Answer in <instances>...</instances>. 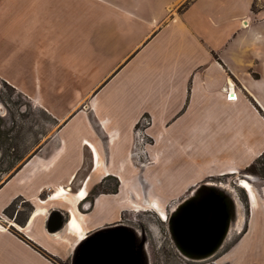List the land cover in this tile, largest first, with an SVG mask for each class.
<instances>
[{
    "label": "crops",
    "instance_id": "1",
    "mask_svg": "<svg viewBox=\"0 0 264 264\" xmlns=\"http://www.w3.org/2000/svg\"><path fill=\"white\" fill-rule=\"evenodd\" d=\"M0 80L51 120L37 152L0 186V264H56L35 246L70 264L78 236L46 223L52 211L80 212L77 193L89 195L106 178L170 169L180 196L260 160L264 0H0ZM141 146L148 166L133 155ZM189 165L198 180L186 174ZM249 182L256 209L247 195V230L224 256L251 228L248 242L257 240L264 264V185ZM60 189L74 208L47 199ZM103 195L80 212L88 234L111 210L96 211ZM13 205L17 213L27 207L21 224L5 221Z\"/></svg>",
    "mask_w": 264,
    "mask_h": 264
},
{
    "label": "rangeland",
    "instance_id": "2",
    "mask_svg": "<svg viewBox=\"0 0 264 264\" xmlns=\"http://www.w3.org/2000/svg\"><path fill=\"white\" fill-rule=\"evenodd\" d=\"M50 124L51 120L45 112L41 109L33 108L22 95L16 93L8 84L0 80V183L18 165L37 152L36 145L49 134ZM137 134L141 144L145 143L143 132H137ZM132 151L133 155L141 159L142 165L148 166V157L143 154L142 146L134 147ZM88 166L84 165L86 168ZM195 166L189 165L186 167L187 171H185L186 174L194 177L192 178L195 179L193 181L198 180V176L201 177L202 175L200 171L195 169ZM151 169L153 170V167ZM256 170L257 174H251L243 170L239 175L207 177L202 182L203 184L210 185L211 188L225 196L231 204L230 209L232 208L230 232L224 239L222 245L219 246L220 248H216V255L210 258V260L218 257L224 251L226 252L246 232L248 204L245 193L237 186V178L247 179L253 182L256 187L260 188L264 185V159L256 164ZM148 172L145 175H143V172H139L135 178L127 180L123 179L119 181L113 177L101 180L90 190L88 199L83 203L80 202L81 204L79 203L78 208L80 212L87 213L92 209L96 196L108 195L107 198L109 200L107 202L109 205H106L107 203L103 197L102 199L101 197H97L95 201V204H97L95 208L98 213L103 212L108 206L111 207V210L109 212L107 210L103 218H99V226L102 224L107 226L121 222L128 226H134L141 236H144L145 231L147 239L144 249L145 264H193L185 259L177 249L178 247L175 245L169 233L167 222H163L155 212L143 206L141 203L147 205L149 198L157 199L159 204L165 206L163 209L171 217L185 201L190 199V196L202 184L199 183L190 192H185L179 196L181 191L177 195L175 194L178 192H168L169 189L173 188L171 180L166 178L171 174L170 169H163L164 173L158 174L157 178ZM119 182H121V185H119ZM124 186L127 188H124ZM149 190L156 191V194L154 193L149 197ZM133 191L139 192L142 195V202L139 204L144 209L139 210L137 207H134V209L126 208L127 203L124 204V200L131 196L136 197V192L134 193ZM70 196L71 194L69 192L68 198H62V201H65L66 204L68 203L69 208H74L72 203L68 202ZM74 202L76 203L75 196ZM21 208L22 210L17 213L15 211L18 209L17 206L13 205L10 207L7 211L5 221H8V219L12 220L13 217H17L14 222L16 220L17 222L23 221L27 214V207L22 206ZM76 214L78 215L79 213L76 212ZM100 215L102 217L103 214ZM66 216L64 215L63 218L66 219ZM238 216H242L244 219L240 228L237 225L239 221ZM0 221L3 222L4 220L0 219ZM254 231L256 234L257 229L254 228ZM250 233L251 228L245 239H242L228 254L220 260H217L214 264H227V262L229 264H260L257 257L258 251L256 250L258 242L257 240L253 241V243L248 242ZM144 240L145 238L142 241Z\"/></svg>",
    "mask_w": 264,
    "mask_h": 264
},
{
    "label": "water",
    "instance_id": "3",
    "mask_svg": "<svg viewBox=\"0 0 264 264\" xmlns=\"http://www.w3.org/2000/svg\"><path fill=\"white\" fill-rule=\"evenodd\" d=\"M205 187V186H203ZM59 211H52L46 227L64 228ZM174 239L190 257H203L216 250L227 224V207L218 191H208L197 200L186 201L170 217ZM74 251L70 264H145L144 251L134 231L118 223L101 227L87 235Z\"/></svg>",
    "mask_w": 264,
    "mask_h": 264
},
{
    "label": "bare ground",
    "instance_id": "4",
    "mask_svg": "<svg viewBox=\"0 0 264 264\" xmlns=\"http://www.w3.org/2000/svg\"><path fill=\"white\" fill-rule=\"evenodd\" d=\"M201 184L202 185H200L195 190L194 198L192 199V201L197 200L202 194L208 193V191H214V189L211 188L210 185H207V186L203 187V183H201ZM241 185H243V187H245L248 190V193L250 194L249 197L251 199V202L253 204H256L257 203V197H256L255 192H254L253 188L251 187L250 183H248L246 180H243V181H241ZM124 188H127V187L124 186ZM171 191H172V189H169L168 190V192H171ZM133 192L135 193L136 191H133ZM166 193H167V191H166ZM218 193H220V192H218ZM220 195L224 198V201H225V204H226V207H227V224H226V229H225L224 235L222 237V240L219 242L218 247L223 243L224 239L226 238V236H228V234L230 232V228H231V217H232V210H231L232 208L230 209V207H231L230 202L221 193H220ZM68 196H69L68 189L67 190L60 189L59 191L54 192L53 194H51L48 197V200L57 199V198H68ZM87 196H88L87 191H84V190L81 191V192H79V193H77L75 195V201H76V203L83 202L87 198ZM135 196L136 197L131 196L130 198L126 197V198H128V199H125L124 200V204L127 203V206L126 207L127 208H133V209H134V207H137V209H139V210L140 209H144V208L140 207V204H139L140 202H142L141 201L142 195L139 192H136L135 193ZM190 200H188V201H190ZM103 203L105 204V202H103ZM141 204L143 206L147 207L148 209L152 210L153 212L156 211L159 214V216H158V217H160L159 219H163L162 221H164V222L167 221L168 223L170 222L169 215L168 214L166 215L165 209H163L162 205L159 204L157 202V200H154L153 198H149L147 205H145L143 203H141ZM96 205L97 204H95V206ZM179 208L175 211V213L173 214V216L178 213ZM78 213L79 214L77 215L75 212H73V211L70 210L69 211L68 222H67V224L65 226V231H66L67 234L77 235L78 236V242H77L78 244H77V247L80 245V243H82V241H84L88 237L87 236L88 233L86 232V229L83 226V222H85V216L83 214H81L80 212H78ZM37 214L38 213L35 212L32 216H35ZM241 222H243V218H242ZM99 224H100V222H99ZM11 225L15 226L16 228H19V226H16L15 224H11ZM178 249H179V247H178ZM179 251H180L181 255L183 257H185V259H190V256L187 253L183 252L180 249H179Z\"/></svg>",
    "mask_w": 264,
    "mask_h": 264
},
{
    "label": "flooded vegetation",
    "instance_id": "5",
    "mask_svg": "<svg viewBox=\"0 0 264 264\" xmlns=\"http://www.w3.org/2000/svg\"><path fill=\"white\" fill-rule=\"evenodd\" d=\"M243 180H246V179H244V178H240L239 179V181H240V184H239V187H240V189L241 190H243V192L245 193V195H246V197H247V195H248V198H249V202L251 203V209H256V205H257V203L256 204H253L252 202H251V199H250V197H249V193H248V190L245 188V187H243V185H241V181H243ZM247 181V180H246ZM248 183H250L249 181H247ZM250 185H251V187L253 188V186H252V184L250 183ZM203 186H207L206 184H203ZM253 190H254V188H253ZM254 192H255V190H254ZM194 194H195V192L190 196V199L192 200L193 198H194ZM255 195H256V192H255ZM89 196V195H88ZM105 195H103V196H100L101 197V199H102V197H104ZM106 196H108V195H106ZM110 196V195H109ZM99 197V198H100ZM256 197H257V195H256ZM88 198V197H87ZM86 198V199H87ZM98 198V199H99ZM86 199L84 200V201H86ZM189 199V200H190ZM83 201V202H84ZM257 201H258V199H257ZM82 202V203H83ZM127 208V207H126ZM127 209H131V208H127ZM155 213L157 214V216H159V214L155 211ZM166 213L168 214V212L166 211ZM82 214V213H81ZM160 218V217H159ZM169 218H170V216H169ZM242 216H238V219H239V221H238V228H240V226L242 225V222H241V220H242ZM162 220V219H161ZM162 222V221H161ZM164 222V221H163ZM167 222V221H166ZM118 224L119 225H122V226H125V227H128L129 229H131V230H133L134 231V234H135V236H136V239H137V241H138V243L142 246V249H143V251H144V249H145V244H146V242H147V239H146V233H145V231H144V236H141L139 233H138V231L134 228V226H128L127 224H124V223H121V222H118ZM167 227H168V230H169V233H170V235L172 236V238H173V241H174V243H175V245L177 246V244H176V241H175V239H174V236H173V233H172V229H171V224H170V222L168 223L167 222ZM145 238V240L144 241H142L143 239ZM222 245V244H221ZM220 245V246H221ZM178 247V246H177ZM218 248H220V247H218ZM178 249V248H177ZM179 250V249H178ZM180 252V251H179ZM226 252L224 251L223 253H221L218 257H216V258H214L213 260H210V258H212V257H214L215 255H216V251H214V252H212L211 254H208V255H206V256H203V257H190V259H187L189 262H191V263H193V264H214L217 260H220L223 256H224V254H225Z\"/></svg>",
    "mask_w": 264,
    "mask_h": 264
},
{
    "label": "trees",
    "instance_id": "6",
    "mask_svg": "<svg viewBox=\"0 0 264 264\" xmlns=\"http://www.w3.org/2000/svg\"><path fill=\"white\" fill-rule=\"evenodd\" d=\"M254 7V6H253ZM5 83V82H4ZM10 86V85H9ZM11 87V86H10ZM12 88V87H11ZM13 89V88H12ZM14 90V89H13ZM264 159V154L260 157V160L256 161L255 163L251 164L250 166H248L245 170L251 174H257V170H256V164L259 163L261 160ZM15 170H18V168H16ZM4 181V180H3ZM3 181L0 183V186L3 184ZM7 210H5V213L7 214ZM22 222V221H21ZM20 222V224H21ZM36 250H38L40 253H42L44 256L48 257L49 259H51L52 261H54L56 264H60V262L58 260H56L55 258L47 255L46 253H44L42 250H40L38 247H36Z\"/></svg>",
    "mask_w": 264,
    "mask_h": 264
},
{
    "label": "built area",
    "instance_id": "7",
    "mask_svg": "<svg viewBox=\"0 0 264 264\" xmlns=\"http://www.w3.org/2000/svg\"><path fill=\"white\" fill-rule=\"evenodd\" d=\"M228 97H229V99H231V98H235V95H233V96H230V94H229V96H228Z\"/></svg>",
    "mask_w": 264,
    "mask_h": 264
},
{
    "label": "clouds",
    "instance_id": "8",
    "mask_svg": "<svg viewBox=\"0 0 264 264\" xmlns=\"http://www.w3.org/2000/svg\"><path fill=\"white\" fill-rule=\"evenodd\" d=\"M163 220V219H162Z\"/></svg>",
    "mask_w": 264,
    "mask_h": 264
}]
</instances>
